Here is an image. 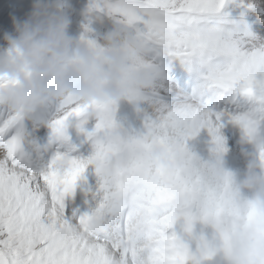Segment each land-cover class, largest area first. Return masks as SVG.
<instances>
[{
    "label": "snow or ice",
    "instance_id": "1",
    "mask_svg": "<svg viewBox=\"0 0 264 264\" xmlns=\"http://www.w3.org/2000/svg\"><path fill=\"white\" fill-rule=\"evenodd\" d=\"M228 3L253 0H93L147 47L166 51L197 71L182 102L157 98L143 132L129 134L114 119L115 104H84L65 97L52 121L51 141L67 142L75 126L91 144L87 159L55 153L25 160L16 127L22 113L0 114V264H264V215L241 202L229 176L216 179L186 142L207 128L213 152L225 151L221 117L255 141L264 159V40L246 28L234 36ZM227 25H233L230 29ZM150 68L148 65H144ZM134 95V90L129 96ZM235 109L204 117L210 101ZM94 117L86 131L84 124ZM149 140L175 143L178 165L160 169L144 159ZM99 177L92 206L66 207L86 166Z\"/></svg>",
    "mask_w": 264,
    "mask_h": 264
},
{
    "label": "clouds",
    "instance_id": "2",
    "mask_svg": "<svg viewBox=\"0 0 264 264\" xmlns=\"http://www.w3.org/2000/svg\"><path fill=\"white\" fill-rule=\"evenodd\" d=\"M67 7L68 0H33L22 22L13 19V33L4 34L6 47L0 49V106L28 114L69 96L84 104H116L134 89L154 90L158 73L130 63H142L148 51L140 33L118 25L97 42L74 38L68 33ZM200 111L212 115L207 105ZM251 142L240 141L245 165L239 176L225 171L224 151L215 153L205 169L216 179L227 174L238 192L251 193L248 204L264 215V159L246 150ZM144 159L152 167L170 169L178 165L180 150L175 143L149 140Z\"/></svg>",
    "mask_w": 264,
    "mask_h": 264
},
{
    "label": "rangeland",
    "instance_id": "3",
    "mask_svg": "<svg viewBox=\"0 0 264 264\" xmlns=\"http://www.w3.org/2000/svg\"><path fill=\"white\" fill-rule=\"evenodd\" d=\"M32 3H33V0H0V49L6 47V45L4 44V40H3L4 34L13 33V19H15L18 22H22L26 18L27 14L31 11ZM92 3H93V0H68V7L66 10V15L68 16L69 21H70L68 33L72 37L78 38V39L83 38L89 42H97L101 39V37L105 33L110 31L114 26H118V25L124 26L122 23L118 22L117 18L109 16L103 11H97L94 9H90V5ZM141 27H142L141 25H137L135 27H129L128 29L131 32H136V29L141 28ZM161 57H166L167 59L169 58L175 59L176 61L181 63L179 59L169 55L166 51H161L159 49H154V48H149V47H148V51L146 55L143 58L142 63H138L134 60L130 61V63L133 65V67H141L144 65L150 66L151 69L155 70L158 73V76L156 79V83H157L161 81L162 70H165L164 68H166V66H163L161 70L159 66L155 63V59H162ZM181 66H183L184 68H187L188 70H192V69L196 70L194 67H189L186 64L181 65ZM184 79H187V78L185 77ZM134 93L136 94L132 96H129L128 94L127 96H125L119 102L115 104L114 119L116 123L119 124L120 127L124 129L125 131H127L129 134L142 133L144 130L143 125H144L145 116L151 115L153 112L151 108L149 109V107L144 106V102L154 101L157 98L164 99L167 96L165 92H162L160 90H153L151 93H144L140 90L134 89ZM138 96L139 97L141 96V97L139 98ZM171 100L173 101L170 102ZM164 101H167L170 103H176L177 99H164ZM213 106H215V102ZM228 107L235 108V105L233 103L228 104ZM1 108H2V114L7 111L5 107L0 106V109ZM57 108H58V102L56 103V111L49 110L45 112L40 107L38 108L37 110L38 120L34 124L37 125L38 128L41 130V134L49 133L50 135H52L50 125L52 121L55 119ZM137 108L143 110V112L142 111L137 112L136 111ZM212 110L215 111L216 107L215 108L213 107ZM227 121L231 122L228 118H227ZM94 124H95L94 117H89L88 121L84 124L83 127L86 131H88V130H91ZM233 126L236 127L237 124L233 123ZM31 132H32V137L39 139L40 131L37 128H33ZM67 135L68 137H71L72 135L76 137L75 146L82 143L80 149L84 146L85 143L90 144L85 138L84 133L77 131V129L73 125H70L68 127ZM226 138L229 142H231L232 140L231 137L226 136ZM188 141L186 142V148L189 151V148L187 147ZM91 152H92V148L90 144L87 148V151L83 154H80L79 158L87 159L91 155ZM232 161L237 162L239 164V168L244 169L245 160L240 154V146H238L237 149L233 151ZM239 161H241L243 164L241 162L239 163ZM94 171H95L94 167L92 168L88 165L86 166L83 174L84 175L94 174L98 176L97 173Z\"/></svg>",
    "mask_w": 264,
    "mask_h": 264
},
{
    "label": "bare ground",
    "instance_id": "4",
    "mask_svg": "<svg viewBox=\"0 0 264 264\" xmlns=\"http://www.w3.org/2000/svg\"><path fill=\"white\" fill-rule=\"evenodd\" d=\"M257 1H259V0H253L254 6L247 8V9H243V10L240 8H237L235 3H228L226 5V7L223 9V11L225 13H227L228 17L241 16V14H242V17H235V18L230 20V21L236 22L235 23L234 36H238L239 31L246 28L248 31L253 33L259 40H264V18L257 17L256 11H257V8H259L258 5L255 4V2H257ZM226 27L232 29L233 25H227ZM194 78H197V73H196L195 77L189 78L188 80L183 81V82H179L178 85H175L173 82H170L169 80H167V77L165 76V77L161 78L160 82L156 83L154 90H160L162 92H165L169 96L168 99H177L176 103H180L183 101V99L186 96H188L192 92L193 88L196 86L197 80H195ZM134 94H136V93H134ZM159 95H161V94H159ZM222 100H228V99L225 98ZM146 101H148V100H146ZM216 101L218 102L221 100H216ZM153 102L154 101L144 102V106L149 107V109L151 108L153 110V107L151 106V105H153ZM165 102L169 103V104H175V103H170L167 101H165ZM59 106H60V102H58V108H57L55 118L58 115ZM141 111L143 112V110H141ZM230 111H233V109L232 108L229 110L226 109L224 112H230ZM143 116H145V115H143ZM226 119H227V117L222 116L221 120H220V124L223 126L224 130H222L220 127L218 129V134L223 139V147L225 149V151H224V161H225L224 168H225V171L228 172L229 174H232L233 176H239V174H241L244 169L239 168V164L237 162L232 161L233 151H235V149H237V146H240L241 140H246L247 138L245 137L242 129L239 126L233 127V124L228 123ZM235 130H238V133H236ZM227 134L232 136L233 141L229 142L227 140V138H226ZM258 135H259V137L264 138V124H261V126L259 127ZM234 140H236V141H234ZM187 147L189 148V151L195 155V157L198 159V161L201 164H206L207 162H210L214 158L215 153L212 150L213 145L211 142V136H210L207 128H201L199 130V132L194 137L189 139ZM245 148L249 151L258 152V147H257V144L255 141H252L251 143H246ZM46 155L48 158H50L51 155H53L51 145H48L46 147ZM79 155H78V157H79ZM22 156L25 160H27L26 155H24L22 153ZM240 162L241 161H239V163ZM89 166L93 168V166H91V165H89ZM229 169H230V171H229ZM98 183H99V177H90V178L86 179L83 182L84 190L80 191L78 193V196L76 198V202L73 204L68 202V204L66 206L72 207L73 211H79V212L87 211L92 206L93 193L96 191V189L98 187ZM80 186H82V184L77 182L75 189L78 191V187H80ZM238 193H239V197H240L241 202H247L251 198L250 192L241 190Z\"/></svg>",
    "mask_w": 264,
    "mask_h": 264
}]
</instances>
